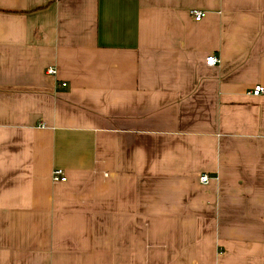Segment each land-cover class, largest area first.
I'll use <instances>...</instances> for the list:
<instances>
[{
    "label": "crops",
    "instance_id": "obj_1",
    "mask_svg": "<svg viewBox=\"0 0 264 264\" xmlns=\"http://www.w3.org/2000/svg\"><path fill=\"white\" fill-rule=\"evenodd\" d=\"M258 84L264 0H0V264H264Z\"/></svg>",
    "mask_w": 264,
    "mask_h": 264
},
{
    "label": "built area",
    "instance_id": "obj_2",
    "mask_svg": "<svg viewBox=\"0 0 264 264\" xmlns=\"http://www.w3.org/2000/svg\"><path fill=\"white\" fill-rule=\"evenodd\" d=\"M191 14L194 17V19L196 21H198L202 17H204L205 12L202 11V10H191ZM219 61H220L219 57L214 55V54H208L205 57V64L208 65V66H214V65L218 64ZM47 72L49 74H54L56 72V70L51 67V68L47 69ZM252 94L253 95L264 94V87L262 85H260V84L255 85L252 88ZM51 179L54 182H64V181H66V176H65L64 172L61 169H55V170L52 171ZM199 180H200L201 183L205 184V183H207L209 181V177H208L207 174H202L199 177Z\"/></svg>",
    "mask_w": 264,
    "mask_h": 264
}]
</instances>
